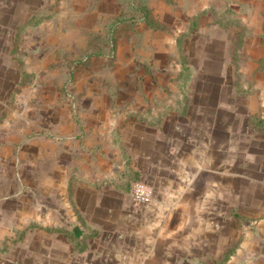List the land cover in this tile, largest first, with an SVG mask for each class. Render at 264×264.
I'll return each mask as SVG.
<instances>
[{
	"label": "rangeland",
	"instance_id": "obj_1",
	"mask_svg": "<svg viewBox=\"0 0 264 264\" xmlns=\"http://www.w3.org/2000/svg\"><path fill=\"white\" fill-rule=\"evenodd\" d=\"M262 19L264 0H0V217L38 218L104 121L172 128L221 100L224 146L248 151Z\"/></svg>",
	"mask_w": 264,
	"mask_h": 264
},
{
	"label": "crops",
	"instance_id": "obj_2",
	"mask_svg": "<svg viewBox=\"0 0 264 264\" xmlns=\"http://www.w3.org/2000/svg\"><path fill=\"white\" fill-rule=\"evenodd\" d=\"M254 30L238 95L248 151L224 146L221 100L172 128L148 116L115 137L117 120L104 121L38 218L0 217V264H264V19ZM137 180L153 189L147 203L130 198Z\"/></svg>",
	"mask_w": 264,
	"mask_h": 264
},
{
	"label": "built area",
	"instance_id": "obj_3",
	"mask_svg": "<svg viewBox=\"0 0 264 264\" xmlns=\"http://www.w3.org/2000/svg\"><path fill=\"white\" fill-rule=\"evenodd\" d=\"M153 189L147 183L137 180L130 186V198L136 203H147L152 199Z\"/></svg>",
	"mask_w": 264,
	"mask_h": 264
}]
</instances>
